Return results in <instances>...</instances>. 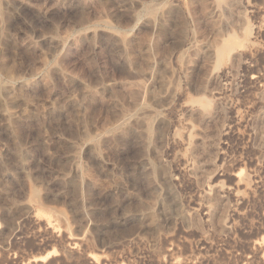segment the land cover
<instances>
[{"label": "rangeland", "instance_id": "374dc122", "mask_svg": "<svg viewBox=\"0 0 264 264\" xmlns=\"http://www.w3.org/2000/svg\"><path fill=\"white\" fill-rule=\"evenodd\" d=\"M0 264H264V0H0Z\"/></svg>", "mask_w": 264, "mask_h": 264}, {"label": "bare ground", "instance_id": "6f19581e", "mask_svg": "<svg viewBox=\"0 0 264 264\" xmlns=\"http://www.w3.org/2000/svg\"><path fill=\"white\" fill-rule=\"evenodd\" d=\"M257 79V78H256ZM256 79H254V80H256ZM127 116V115H126ZM76 165V164H75ZM32 206V205H31ZM30 213H31V209H30V207H28V211L26 212V214L23 216V217H21V218H26V216H28V215H30ZM32 215V214H31ZM59 215V214H58ZM21 221V220H20ZM19 230V229H18ZM19 232V231H18ZM15 233V232H14ZM16 234V233H15ZM81 244V243H80ZM72 245V244H71ZM82 246H83V244H82ZM74 250V249H73ZM73 254H76V253H73ZM72 254V255H73Z\"/></svg>", "mask_w": 264, "mask_h": 264}]
</instances>
